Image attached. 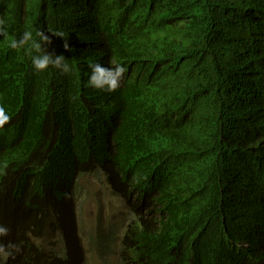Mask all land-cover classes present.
Instances as JSON below:
<instances>
[{
    "label": "trees",
    "instance_id": "1",
    "mask_svg": "<svg viewBox=\"0 0 264 264\" xmlns=\"http://www.w3.org/2000/svg\"><path fill=\"white\" fill-rule=\"evenodd\" d=\"M0 18L71 68L35 72L0 37L6 264L83 263L70 194L99 169L136 213L122 264H264V0H0ZM93 63L128 71L103 92Z\"/></svg>",
    "mask_w": 264,
    "mask_h": 264
},
{
    "label": "rangeland",
    "instance_id": "2",
    "mask_svg": "<svg viewBox=\"0 0 264 264\" xmlns=\"http://www.w3.org/2000/svg\"><path fill=\"white\" fill-rule=\"evenodd\" d=\"M99 170L80 175L73 190L77 228L82 239V264H122L119 242L123 229H128L136 213L127 207L119 193L112 194Z\"/></svg>",
    "mask_w": 264,
    "mask_h": 264
},
{
    "label": "clouds",
    "instance_id": "3",
    "mask_svg": "<svg viewBox=\"0 0 264 264\" xmlns=\"http://www.w3.org/2000/svg\"><path fill=\"white\" fill-rule=\"evenodd\" d=\"M8 24L4 18H0V37H3L9 49L15 51L23 50L30 58V64L35 72H44L53 68L62 73H68L71 68L63 54L55 55L47 50V46L52 43V38L46 31L39 30L33 35L30 31H25L21 36H10L8 32ZM52 36L64 38V48L69 49V43L63 32H52ZM91 74L88 77V86L103 91L113 92L120 86V81L123 75L128 71L127 66L116 64L115 67H105L100 63L90 64ZM9 120L4 107L0 106V127ZM76 185V181H75ZM109 185V184H108ZM109 189L111 187L109 185ZM73 190L70 194V200L75 199ZM120 197L121 195L118 194ZM133 217V216H132ZM126 231V229H125ZM124 229L122 236L124 234ZM9 233L6 226L0 225V237H5ZM19 251V246L9 243L7 246L0 243V264H6L9 257H12L14 252Z\"/></svg>",
    "mask_w": 264,
    "mask_h": 264
}]
</instances>
